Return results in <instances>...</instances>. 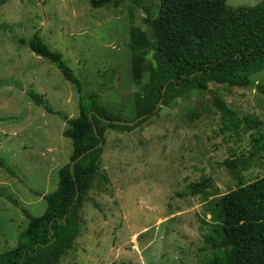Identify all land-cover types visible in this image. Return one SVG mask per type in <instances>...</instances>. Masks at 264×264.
Returning <instances> with one entry per match:
<instances>
[{"label":"rangeland","instance_id":"obj_1","mask_svg":"<svg viewBox=\"0 0 264 264\" xmlns=\"http://www.w3.org/2000/svg\"><path fill=\"white\" fill-rule=\"evenodd\" d=\"M144 8L155 14L158 0L140 8L128 2L93 8L90 0H0V253L17 245L29 222L24 210L35 217L45 212L44 196L57 189L60 169L73 153L63 135L69 125L31 95L69 118L80 111L74 86L28 43L38 32L62 53L84 96L100 93L107 109L131 122L143 87L132 79L130 34L140 27L150 36ZM253 80L250 88L211 83L167 106L162 101L133 131L108 129L80 212V233L60 264H204L212 254L205 243L207 204L239 186L224 161L248 157L254 136L264 130V94L258 90L264 71ZM220 103L241 120L239 129L225 128ZM253 160L243 173L246 184L264 176V152ZM205 180L206 189L194 194L193 186Z\"/></svg>","mask_w":264,"mask_h":264},{"label":"trees","instance_id":"obj_2","mask_svg":"<svg viewBox=\"0 0 264 264\" xmlns=\"http://www.w3.org/2000/svg\"><path fill=\"white\" fill-rule=\"evenodd\" d=\"M144 1L151 0H90V4L93 8H118L128 2L140 8ZM227 1L158 0L155 14L144 8L150 36L140 27L132 28L130 34L132 79L143 87L137 95L136 116L131 122L146 114L153 115L162 97L167 106L190 93H201L211 83L254 87L253 77L264 71V0L255 6L236 8L229 7ZM28 46L37 56L56 65L64 79L74 86L80 97V111L77 117L69 118L55 112L37 94L31 95L38 106L59 115L69 125L63 135L72 141L73 153L70 162L60 169L57 189L44 196L45 212L35 217L24 210L28 225L17 245L0 253V264H60L80 233V212L98 175L107 130L130 132L149 118L134 126L115 124L123 119L103 105L100 93L84 96L81 80L61 52L52 50L38 32ZM146 75L148 83L143 84ZM258 90L264 94V86H258ZM218 110L227 130L240 128L241 120L232 110L223 103ZM249 123L254 127L260 125L255 121ZM101 141L102 146L87 153L71 172V163ZM260 152H264V130L254 136L253 151L248 157L224 161L239 186L207 204L211 222L205 243L212 254L204 264H264V176L249 184L243 181V173ZM0 166L5 167L1 161ZM207 184L205 180L194 185L193 193L203 192Z\"/></svg>","mask_w":264,"mask_h":264},{"label":"water","instance_id":"obj_3","mask_svg":"<svg viewBox=\"0 0 264 264\" xmlns=\"http://www.w3.org/2000/svg\"><path fill=\"white\" fill-rule=\"evenodd\" d=\"M166 88H167V85L164 87L163 89V96L166 92ZM163 101V97L161 98V100L158 102L157 106H156V109H155V112L160 108L161 106V103ZM92 116V114H90V117ZM150 114H146V115H143L141 117H139L137 120H135L134 122H125V121H115L114 123L115 124H124V125H129V126H134L136 124H138L140 121H142L143 119L149 117ZM107 122H110V121H107ZM103 142L101 141L97 146H95L94 148H91L89 149L87 152H84L82 155H80L78 158H76L72 163H71V172H73V169H74V166L75 164L80 161L87 153H90V152H93L94 150L100 148L102 146Z\"/></svg>","mask_w":264,"mask_h":264}]
</instances>
